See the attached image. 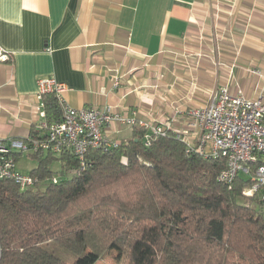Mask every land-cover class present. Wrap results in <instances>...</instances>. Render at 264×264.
I'll return each instance as SVG.
<instances>
[{
    "label": "crops",
    "instance_id": "1",
    "mask_svg": "<svg viewBox=\"0 0 264 264\" xmlns=\"http://www.w3.org/2000/svg\"><path fill=\"white\" fill-rule=\"evenodd\" d=\"M0 48L11 58L0 63L5 139L36 133L39 78L65 84L74 109L175 117V129L221 88L264 98V0H0ZM107 134L120 143L133 129L113 123ZM18 156L30 174L37 162Z\"/></svg>",
    "mask_w": 264,
    "mask_h": 264
},
{
    "label": "trees",
    "instance_id": "2",
    "mask_svg": "<svg viewBox=\"0 0 264 264\" xmlns=\"http://www.w3.org/2000/svg\"><path fill=\"white\" fill-rule=\"evenodd\" d=\"M45 112L59 121L53 98ZM132 129V139L90 150L81 171L71 154L37 153L33 187L0 180V264H97L112 250L128 264H264V186L246 195L251 177L221 182L225 160L187 153L175 138L183 129L149 146Z\"/></svg>",
    "mask_w": 264,
    "mask_h": 264
},
{
    "label": "built area",
    "instance_id": "3",
    "mask_svg": "<svg viewBox=\"0 0 264 264\" xmlns=\"http://www.w3.org/2000/svg\"><path fill=\"white\" fill-rule=\"evenodd\" d=\"M11 58L0 48V63ZM113 85H118L114 79ZM65 84L54 78L36 80V97L40 110V123L36 134L26 139L0 137V180L11 181L19 190L33 187L37 179L21 173L16 165L17 155L42 153L62 157L71 154L79 164V171L86 165V155L90 150H107L115 146L109 139L108 129L113 123L127 128L138 127L145 130L143 141L149 146L152 138L164 137L171 129L175 117L163 122L146 124L119 114L112 106L103 109H74L65 101ZM51 96L59 108L60 119L48 124L44 110V98ZM184 127L175 135L184 143L186 152H194L204 157H221L225 168L219 180L231 183L238 176L251 177L254 184L245 191L252 195L264 186V98L248 99L241 93L232 96L227 88L213 93L208 102L199 108L184 112ZM260 162L251 175L249 164ZM55 182V180H53Z\"/></svg>",
    "mask_w": 264,
    "mask_h": 264
},
{
    "label": "rangeland",
    "instance_id": "4",
    "mask_svg": "<svg viewBox=\"0 0 264 264\" xmlns=\"http://www.w3.org/2000/svg\"><path fill=\"white\" fill-rule=\"evenodd\" d=\"M19 158H26L29 159L28 154H25L23 156H18ZM56 158V157H55ZM33 160V159H31ZM35 161V160H33ZM37 162V161H35ZM60 169L58 162H54V164L51 165L50 171L57 172ZM50 251H52L57 257L60 259L66 261L67 263H73L76 260V257L63 248L59 247L58 245L52 243L50 248ZM97 264H128L126 259H119L117 258L116 251H110L108 255H106L102 260H100Z\"/></svg>",
    "mask_w": 264,
    "mask_h": 264
}]
</instances>
